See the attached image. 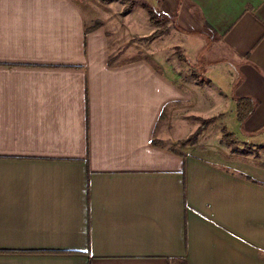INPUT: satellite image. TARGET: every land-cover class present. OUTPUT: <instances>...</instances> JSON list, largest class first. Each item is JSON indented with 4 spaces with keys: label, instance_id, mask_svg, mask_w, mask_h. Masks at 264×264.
<instances>
[{
    "label": "crops",
    "instance_id": "0c3cea01",
    "mask_svg": "<svg viewBox=\"0 0 264 264\" xmlns=\"http://www.w3.org/2000/svg\"><path fill=\"white\" fill-rule=\"evenodd\" d=\"M133 1L0 0V264H264V0Z\"/></svg>",
    "mask_w": 264,
    "mask_h": 264
},
{
    "label": "trees",
    "instance_id": "16d2710c",
    "mask_svg": "<svg viewBox=\"0 0 264 264\" xmlns=\"http://www.w3.org/2000/svg\"><path fill=\"white\" fill-rule=\"evenodd\" d=\"M102 1H105V0H102ZM123 2L126 3V6H125V9L124 10H128L130 7L133 6L134 4V1L133 0H122ZM150 19L151 21L153 20L152 18V14H150ZM154 21V20H153ZM101 25V22L99 21H96L94 22L90 27H87L85 28V31L89 30V29H93L95 27H98ZM237 116L240 120H243L245 119L249 114L252 113V111L254 110L255 108V100H253L252 98H248V97H242V98H239L237 100ZM162 117V116H161ZM164 117V116H163ZM213 118H208V119H204L203 121V124L192 134L188 137V141H195L196 140V136H197V133L205 126L207 125V123H209L210 121H212ZM229 135L226 131V129L223 128V138L224 140L229 143V144H232L233 143V140L231 138H229ZM264 166V164H262Z\"/></svg>",
    "mask_w": 264,
    "mask_h": 264
},
{
    "label": "rangeland",
    "instance_id": "374dc122",
    "mask_svg": "<svg viewBox=\"0 0 264 264\" xmlns=\"http://www.w3.org/2000/svg\"><path fill=\"white\" fill-rule=\"evenodd\" d=\"M121 36H125L124 34H121ZM125 38V37H124ZM177 54V53H176ZM177 57H178V54L176 55ZM178 64H180V63H177V65ZM184 65H187V67H189L188 66V63H185V62H182V65L181 66H184ZM193 70H194V68H192ZM197 71V70H196ZM198 73H199V71H198ZM221 88H222V90L223 89H227V88H223L222 86H221ZM224 92H226L227 93V91H224ZM225 105H227L226 103H225ZM193 123H194V121H192V120H189V121H187L186 123H183L182 125V128L184 129V130H186V131H189V130H191L192 129V127H193ZM222 126H226L227 128H229L230 130H234L235 128H236V125L234 124V122H232L231 121V119H229V117H226L224 120H223V124H222Z\"/></svg>",
    "mask_w": 264,
    "mask_h": 264
}]
</instances>
